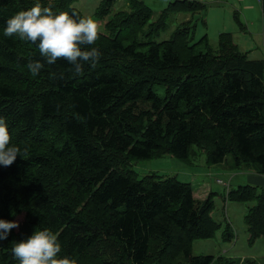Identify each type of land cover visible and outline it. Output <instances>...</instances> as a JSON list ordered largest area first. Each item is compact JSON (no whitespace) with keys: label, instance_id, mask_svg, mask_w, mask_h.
<instances>
[{"label":"trees","instance_id":"16d2710c","mask_svg":"<svg viewBox=\"0 0 264 264\" xmlns=\"http://www.w3.org/2000/svg\"><path fill=\"white\" fill-rule=\"evenodd\" d=\"M77 1L0 0V118L10 146L22 150L0 166V219L19 222L0 241V264H19L14 244L45 228L58 237V258L74 264H236L192 253L194 240L220 226L213 194L201 202L175 176L138 178L132 163L166 155L192 163L203 152L209 165L231 155L237 169L264 175V60L251 59L231 33L217 47L206 35L195 41L191 19L159 39L171 13H204L201 1L173 0L154 21L141 0L112 16L118 0H102L104 28L85 49L101 52L96 67L74 75L58 60L31 75L30 60L43 62L38 46L5 37L6 21L37 3L87 18ZM227 199L254 202L249 241L264 239V187L242 185Z\"/></svg>","mask_w":264,"mask_h":264},{"label":"rangeland","instance_id":"374dc122","mask_svg":"<svg viewBox=\"0 0 264 264\" xmlns=\"http://www.w3.org/2000/svg\"><path fill=\"white\" fill-rule=\"evenodd\" d=\"M141 1L153 9L154 21H157L162 10L168 8L173 0ZM101 2L102 0H78L73 3V7L98 22L100 30H103L104 21L96 17ZM218 3L220 2H216L217 5L210 10L207 4L203 15L209 14L206 18L208 23L204 24L200 15L192 21L194 40L198 41L206 35L215 44L214 47H217L220 34L231 33L240 50L248 53L251 59L264 60V0H231L232 9ZM119 9L129 10L126 0H118L110 16ZM184 15L190 16L189 13H171L168 27L161 33L159 39H170L173 32L184 22H182L184 18L181 17ZM238 18L242 24L244 23L243 26L245 25L243 31L239 27ZM132 169L137 172L138 178L156 172L162 176H175L181 182L190 183L195 198L201 202H205L213 194L212 215L220 226L213 237L194 240L192 246L194 256L213 255L216 258L223 256L235 260L236 264H243L245 259H251L253 264H264V239H257L251 244L245 221L247 211L254 202H235L227 199L231 190L248 185L244 180L241 182L240 179L245 177L240 173H245L235 167L231 155H228L223 163L210 165L203 152L192 163L166 155L150 160H136L132 163ZM229 234L232 237H228Z\"/></svg>","mask_w":264,"mask_h":264},{"label":"clouds","instance_id":"9594fccd","mask_svg":"<svg viewBox=\"0 0 264 264\" xmlns=\"http://www.w3.org/2000/svg\"><path fill=\"white\" fill-rule=\"evenodd\" d=\"M5 37H18L21 41L37 44L41 60H30L27 68L31 75L38 76L45 64L52 65L58 60L72 65L74 75L83 72L87 64L95 68L101 52L95 45L100 37V25L91 17L76 18L67 12L54 14L50 7L35 4L28 10H21L6 21ZM56 79V73L50 74ZM59 78H63L60 74ZM11 136L8 126L0 118V166H11L21 155L19 146H10ZM25 147L23 153L27 155ZM19 227L18 221L0 219V241L6 240L10 231ZM19 264H74L67 257L58 258L61 244L56 234L47 228L36 230L27 240L16 242L11 249Z\"/></svg>","mask_w":264,"mask_h":264},{"label":"crops","instance_id":"0c3cea01","mask_svg":"<svg viewBox=\"0 0 264 264\" xmlns=\"http://www.w3.org/2000/svg\"><path fill=\"white\" fill-rule=\"evenodd\" d=\"M198 1H201V2H203V3H205V4H208V9L210 10V9H212L213 7H215L217 4H216V2H220V3H218V4H222V5H226V6H231L232 4L230 3V1L231 0H198ZM241 1V0H240ZM245 7H247V6H245ZM231 8V7H230ZM232 9V8H231ZM208 10V11H209ZM197 15H200V19L202 20V21H205V22H207L208 23V19H206L207 18V16H209V14L208 13H206V15H203V13H201V14H196V15H191L190 14V16L189 15H184V16H181V17H183L184 18V20H182V22L184 21H187V20H194L195 18L197 19ZM246 24V23H245ZM246 26H247V24H246ZM204 29H205V27H204ZM211 44L213 45V46H215V44H213L212 43V41H211ZM241 46V45H240ZM242 47V46H241ZM243 48V47H242ZM244 50H248V49H246V48H244ZM242 171H244V173L245 174H241L240 173V175H242V176H244L245 178H241L240 180H242L241 182H243V180L244 181H246V183L247 184H249V185H252V186H261V187H264V175H259V174H256V173H254V172H252V171H249V170H247V172H246V169H242Z\"/></svg>","mask_w":264,"mask_h":264}]
</instances>
